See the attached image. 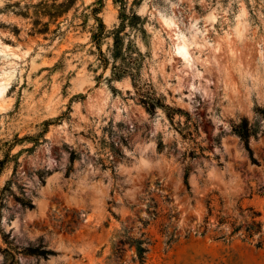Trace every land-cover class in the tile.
I'll use <instances>...</instances> for the list:
<instances>
[{
	"label": "rangeland",
	"instance_id": "rangeland-1",
	"mask_svg": "<svg viewBox=\"0 0 264 264\" xmlns=\"http://www.w3.org/2000/svg\"><path fill=\"white\" fill-rule=\"evenodd\" d=\"M124 3L114 78L119 4L0 0V264H264V0Z\"/></svg>",
	"mask_w": 264,
	"mask_h": 264
},
{
	"label": "trees",
	"instance_id": "trees-1",
	"mask_svg": "<svg viewBox=\"0 0 264 264\" xmlns=\"http://www.w3.org/2000/svg\"><path fill=\"white\" fill-rule=\"evenodd\" d=\"M113 2L115 4H119V24L109 32V36L112 37V46L108 48L109 55L107 56L100 50L99 42L103 38V24H101V22L99 26L95 29V31L92 32L91 39L95 41V44L99 49V55L102 58V61L108 63L109 59H112L113 62H115L113 65V77L120 78L129 71L132 62V52L123 49V36L121 33L125 30L126 26H129L131 28L134 27L141 20V18L134 9L126 7L127 5L124 3V0H113ZM241 137L247 141V132L241 133ZM4 161V159H0V169L2 168ZM143 242H148L147 238L142 240H135L133 243L136 250V257L139 260H143L144 254L148 250L146 246L142 245ZM5 251L7 252V250ZM27 251L29 252V254L37 255L48 253L47 251H38L37 249L33 248H29L27 249ZM8 255L9 261L7 264H17L14 260L13 254L8 252Z\"/></svg>",
	"mask_w": 264,
	"mask_h": 264
},
{
	"label": "bare ground",
	"instance_id": "bare-ground-1",
	"mask_svg": "<svg viewBox=\"0 0 264 264\" xmlns=\"http://www.w3.org/2000/svg\"><path fill=\"white\" fill-rule=\"evenodd\" d=\"M177 49H178V52L179 53H181L182 55H184V51H185L184 50V45L178 46ZM0 50H2V49H0ZM4 76H6V73L5 72L0 73V95L3 93V91L5 90L6 85H7V82L4 79ZM140 162H141V164L146 165L148 163V160L145 157H141V161Z\"/></svg>",
	"mask_w": 264,
	"mask_h": 264
}]
</instances>
